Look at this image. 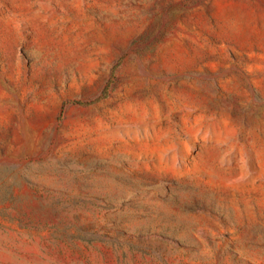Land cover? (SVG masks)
Listing matches in <instances>:
<instances>
[{"label": "rangeland", "instance_id": "rangeland-1", "mask_svg": "<svg viewBox=\"0 0 264 264\" xmlns=\"http://www.w3.org/2000/svg\"><path fill=\"white\" fill-rule=\"evenodd\" d=\"M0 264H264V0H0Z\"/></svg>", "mask_w": 264, "mask_h": 264}]
</instances>
